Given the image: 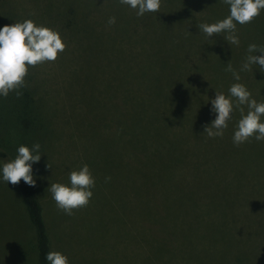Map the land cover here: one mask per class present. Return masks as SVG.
<instances>
[{
  "label": "trees",
  "instance_id": "trees-1",
  "mask_svg": "<svg viewBox=\"0 0 264 264\" xmlns=\"http://www.w3.org/2000/svg\"><path fill=\"white\" fill-rule=\"evenodd\" d=\"M217 1L221 8L211 9L214 0H172L162 9L167 16L144 15L146 40L134 36L131 41L119 37L114 41L101 24L89 22V11L84 22L70 9V19L52 14L51 7L35 17L29 11L20 14L15 5L1 12V28L25 19L37 23L39 18L60 24L66 43L80 50L65 53L69 64L78 58L92 65L96 54L103 55L99 59L102 73L94 70L88 88L79 87L85 101L74 104L69 112L64 108L67 98L64 105L59 92H41V87L57 84H49L34 71L37 80L30 78L29 71L20 98L15 92L0 96V168L16 157L20 145L41 146V159L32 165L36 186L21 180L6 187L15 189L13 207L19 225L12 232L7 230L9 242L5 240L4 245L9 251L12 245L6 244H12L24 226L29 236L18 243L28 248L33 264H48L49 251L75 256L71 247L64 246L69 215L52 211L48 188L84 164L93 176L101 177L99 169L104 167L96 164L94 169L80 153L89 140L84 137L85 127L76 123L80 114L82 119L100 114L96 134L102 141L109 140L107 120L114 116L113 140L106 142L112 147L106 154H114V264H264V141L253 138L234 145L240 107L247 114L246 105L235 107L223 137L209 138L204 133V126L215 119L211 100L216 92L228 96L232 84L242 83L252 98L264 102V73L259 66L240 71L248 46H264V11L250 24H237L239 46L228 44L227 33L209 41L197 26L230 14V6ZM85 33L94 49L91 55L84 53L82 40L78 41ZM105 49L111 51L110 58L116 51L120 68L114 99L108 100L102 96L108 89L105 80L92 83L94 75L109 72L103 67L109 60ZM129 52L134 57L125 55ZM228 62L239 72V81L225 71ZM61 97L65 98L63 93ZM237 103L233 98V104ZM105 168L102 173L108 174ZM95 188L103 196L110 187L97 182ZM105 207V203L94 205L96 227L86 226L82 233L91 230L93 238L99 231L102 241L111 233ZM74 215L80 216L76 211ZM0 219L4 221L1 214ZM20 245L13 256L19 261ZM104 264H113L112 259Z\"/></svg>",
  "mask_w": 264,
  "mask_h": 264
},
{
  "label": "rangeland",
  "instance_id": "rangeland-1",
  "mask_svg": "<svg viewBox=\"0 0 264 264\" xmlns=\"http://www.w3.org/2000/svg\"><path fill=\"white\" fill-rule=\"evenodd\" d=\"M170 3H172V0H162V7L160 11L157 12V16L159 19V14L167 13L162 10L163 6H165L167 9L170 6ZM14 5L16 6L20 14L24 13V11H29L31 12L30 14L34 15V17L35 15H38V13L45 11L46 7H51L52 14L60 13L64 15V17H68L70 19V17L73 16V13L71 14V12L68 11V9H70L76 12V18H78V20L80 21H83V19H85L86 21L89 20V22L94 21L95 23L101 24L105 28V32L112 34L114 41L118 40L117 37L131 41V39L135 38L136 36H139L138 38L144 37V40H146V24L143 23L144 16L138 17L136 15V10L131 9L127 5L120 4L119 0H0V14L1 12L4 13L7 10V7H12ZM218 7H220L219 1L214 0V3L211 5V9ZM88 11L89 18H87V20L84 15ZM195 13L199 17L200 11L196 10ZM21 16L25 18V16ZM110 17L116 18V23L114 25L108 24V19ZM36 21L38 25H44L59 31V33L65 40L66 33L62 32L60 24L57 23V25H54L53 22L49 20L42 21L40 20V18ZM159 22L160 21H158V23ZM3 24H0V26H2ZM87 39L88 35L87 33H85V35L78 41L82 40L80 43L83 47L84 53L91 55L93 54L94 49L91 44L87 43ZM71 51H75L76 54L77 52H80L78 46H76L75 44H67L66 51L60 54L56 62L45 63L38 67H34L35 70L34 68H30L29 70L31 72L30 78L32 80H37L35 73L38 72L40 76H42V78H44L45 81L49 84H57L52 86L51 88L43 86L41 87V92H59L60 99L64 101V105L66 104L67 98V104L64 108L67 109L68 112L74 106V104L85 101L83 90L81 88H83L84 90L88 88V86L90 85L89 79L90 76H92V72L94 70L96 72L95 74L102 73V70L99 66V59L101 56H103L100 54H96L94 57L95 62L92 65L88 62H82L78 58L75 60L76 62L74 61L73 63L69 64L67 63L65 53H69ZM104 55L109 58V60L103 66L104 71L109 72L98 78H95L94 75L92 83H96L97 81H100L102 79L105 80V88L108 89H105L102 92V96L103 99L108 100V98L114 99V81L117 80V71L120 70V68L117 62V54L115 50L113 58L109 57V55H111V51L109 49H105ZM125 55L128 57H134V53L132 52L125 53ZM33 71L35 73H33ZM108 79L111 80V85H107ZM62 93L65 98L61 97ZM109 94L111 96H108ZM1 114L3 115V113ZM99 116L100 114L87 116L82 119V116L80 114V116L77 117L76 123L85 127L84 137L87 135L86 137L89 140V142H86L84 149H82L80 153H82L83 158L87 160L86 163L92 164L94 169H96V164H98V166L100 167H104L99 169L101 177L99 178L98 175L94 177L96 183L98 182L101 187L110 188L108 193L103 196L100 194V191L94 188L92 190L93 197L90 204L87 207L76 211L80 216L76 218L74 214L69 215L70 226L66 231V245L64 243V246L71 247L72 252L75 255L74 257L69 258V264H104L111 259L112 263L114 264V154H106L107 151L112 150V147L110 145H107L106 142L109 143L113 140L111 138L114 134V116H109L107 120L108 124L111 127V135L109 137V140L105 141L99 139V134H96V130L101 124L99 121ZM5 149L7 150L8 148ZM88 153H90L91 155L86 156L85 154ZM105 167H108V174L102 173V171H105ZM58 183L69 184L70 181L68 177H65L59 178ZM6 187H8V185L3 181L2 172H0V214L4 216V221H0V264H33V258L28 256V248H22V246L20 245L21 243H18V240L28 238L29 236V230L24 226H21V228H19L18 230V233L15 234L13 243L6 244L7 246L12 245V251H9L10 248H7L4 245L5 240L9 242V233L7 234V230L9 229L10 232H12L19 226H16V218L14 216V211L16 212V208L13 207L15 205L14 197L16 192L13 187L8 191L6 190ZM51 200V206L53 207L52 211L56 213L58 212V216L60 215V212L62 213V215L67 216V214L57 208L56 203L52 199V197ZM103 202L106 204L105 210L109 213L106 220H109L111 233L107 234L102 241L101 233L99 231H97L94 237L91 238V236H89L91 235V230L88 233L84 234L81 232V229L85 230L84 228L86 226L90 228L96 227L94 226L96 223L94 205L103 207ZM87 223H89L90 225H87ZM63 238L64 232L62 233V240ZM2 245L4 246L2 247ZM19 245L20 247L18 255L20 261L13 258V256L15 257V254L18 252ZM82 247L85 248V252Z\"/></svg>",
  "mask_w": 264,
  "mask_h": 264
},
{
  "label": "clouds",
  "instance_id": "clouds-1",
  "mask_svg": "<svg viewBox=\"0 0 264 264\" xmlns=\"http://www.w3.org/2000/svg\"><path fill=\"white\" fill-rule=\"evenodd\" d=\"M120 4L127 5L136 10L138 17L146 13H157L162 7V0H119ZM230 6V14L215 23H201L197 27L206 38L227 33L225 40L230 45L239 46L237 24L252 23L261 12L264 11V0H223ZM116 23L115 17L108 19L109 25ZM210 41V40H209ZM67 49V43L59 31L44 25H38L32 19L4 25L0 28V96L7 98L11 92H15L17 98L22 96L21 88L26 87V77L30 68L38 67L45 63H54L60 54ZM249 55L242 64L240 71H251L252 65H258L264 73V46L255 43L247 49ZM255 53H260L256 55ZM225 71L231 72L233 79L239 81L240 74L230 62ZM229 95L216 92L211 100L212 112L215 119L210 125L204 126V133L209 138L223 137L224 130L228 128V122L232 119L235 107H240L241 118L233 135V143L240 146L250 142L264 141V102H257L252 98L251 92L242 83H234L229 88ZM233 98L238 102L233 104ZM40 144L36 143L31 148L20 145L14 159L3 163V181L7 184L18 185L21 180L30 187L36 186L33 176L34 163L41 159ZM50 168V166L48 165ZM110 179V178H109ZM69 184L51 183L48 191L59 210L67 215H73L75 211L87 207L93 197V189L96 180L87 164L78 170L69 173ZM48 264H69V258L59 251L46 253Z\"/></svg>",
  "mask_w": 264,
  "mask_h": 264
}]
</instances>
